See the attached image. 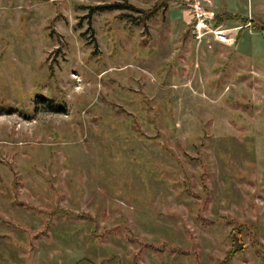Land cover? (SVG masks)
Here are the masks:
<instances>
[{"label": "rangeland", "instance_id": "obj_1", "mask_svg": "<svg viewBox=\"0 0 264 264\" xmlns=\"http://www.w3.org/2000/svg\"><path fill=\"white\" fill-rule=\"evenodd\" d=\"M119 1L0 0V264H264V0Z\"/></svg>", "mask_w": 264, "mask_h": 264}, {"label": "trees", "instance_id": "obj_2", "mask_svg": "<svg viewBox=\"0 0 264 264\" xmlns=\"http://www.w3.org/2000/svg\"><path fill=\"white\" fill-rule=\"evenodd\" d=\"M119 9H123V10H129V11H137L138 13H142V17H137V20H140L142 22H144L145 20H147V18L152 15L153 11H151L150 9H148L147 11H139L137 10V8H134V6L130 5L127 3L126 0H120L119 2H113V3H105V4H101V5H93L91 6L87 12H88V15H91V13L93 11L95 12H100V11H105V10H119ZM249 22V21H248ZM46 104V111L48 112H62V105L60 103H57V102H49V103H45Z\"/></svg>", "mask_w": 264, "mask_h": 264}, {"label": "built area", "instance_id": "obj_3", "mask_svg": "<svg viewBox=\"0 0 264 264\" xmlns=\"http://www.w3.org/2000/svg\"><path fill=\"white\" fill-rule=\"evenodd\" d=\"M215 34L217 35V38H218L219 40H221L222 42L225 41L224 36H222V34H219V31H217V33H215Z\"/></svg>", "mask_w": 264, "mask_h": 264}]
</instances>
